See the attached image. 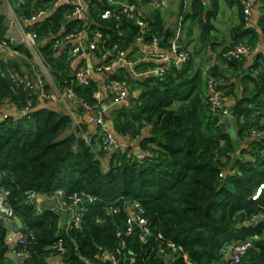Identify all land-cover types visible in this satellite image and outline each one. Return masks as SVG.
Segmentation results:
<instances>
[{"label":"trees","instance_id":"trees-1","mask_svg":"<svg viewBox=\"0 0 264 264\" xmlns=\"http://www.w3.org/2000/svg\"><path fill=\"white\" fill-rule=\"evenodd\" d=\"M126 1L128 11L110 0H90V22L71 19L77 6L56 5L57 0H28L15 12L20 20H32L53 7L49 16L29 27L37 33L38 51L58 89L71 88L99 107L98 83L91 79L80 84L67 56H57L53 44L87 31V43L95 42L94 51L101 57L128 52L141 37L146 44L156 41L171 50L178 23L166 26L160 8L140 13L149 0ZM226 1L237 7L239 18L230 29L231 44L217 50L212 32L220 0H179L177 19L196 24L199 42L217 53L206 72L196 66V51L164 76L137 82L123 69L112 75L117 82L126 81L133 94L142 89L134 95V108L119 109L113 121L122 136L138 137L150 128L142 141L149 155L140 158L120 148L109 159L107 171L101 161L106 151L84 136L86 129L76 126L66 112L38 108V91L29 94L17 88L11 73L29 74L18 61L0 59V107H30L23 117L0 118V186L10 192L8 200L21 230L33 235L14 248L15 253L27 254L23 264H50L54 255L65 264H112L100 258L102 251L116 252L118 264H223L233 245L255 236L242 264H264V193L252 200L264 181V52L247 68L246 57L227 55L237 44L254 49L264 42V0H258L261 16L254 29L246 28L245 0ZM107 10L110 16L103 18ZM9 28L6 15L0 13V41ZM43 40L48 42L42 45ZM12 47L33 57L26 44ZM209 77L215 79L224 102L234 100L229 107L231 126L211 107ZM45 89L51 90L49 84ZM253 130L260 136L254 137ZM28 190L46 198L59 190L66 197L84 193L80 224L62 221V211L54 206L26 204ZM90 196L96 200L90 201ZM135 201L143 208L148 233L133 219ZM5 223L0 224V264H13ZM59 239L62 251L53 247Z\"/></svg>","mask_w":264,"mask_h":264},{"label":"crops","instance_id":"crops-1","mask_svg":"<svg viewBox=\"0 0 264 264\" xmlns=\"http://www.w3.org/2000/svg\"><path fill=\"white\" fill-rule=\"evenodd\" d=\"M27 1L28 0H3L0 7V13L6 15L7 20L10 24L8 35L13 38V45L24 44L22 42V31L24 29L29 30V27L37 20H39H20L17 17L15 11L18 10L22 5L26 4ZM110 1L118 6L129 5V2H127L126 0ZM165 1L166 5L163 8L155 7L150 4V1H148V3L141 5L139 11L140 13H146L152 11L154 8H160L163 11V17L166 26H174L176 23H178V26L176 25L177 34L176 40H174V42L178 43L180 45V48L187 52L194 53L197 51L198 54L195 55L196 66H202V68L206 72V70L209 69L211 64H213L215 59L217 58V53L212 49L211 46H205L199 42L200 30L196 24L192 25V21L190 19L184 20L182 22L181 20L177 19L179 0ZM68 2L82 8L84 17L83 19L87 20V22H90V19H88V14L91 10L90 0H68ZM245 2H249L252 4V15L253 20L256 24L261 16L258 0H245ZM52 10L53 7L48 9L46 14H48L49 16L52 13ZM11 11H13V13ZM238 18L237 7L231 6L226 0H220L219 10L216 14V17H214L213 19V23L216 29L212 32V36L214 37L213 41L215 44H218L216 47L217 50L220 49L222 45L231 44L232 38L230 29L238 22ZM71 19L78 18L76 16H72ZM87 40L88 32L85 31L83 33H80L77 37H73L72 35H70L66 41H60L62 42L60 46L56 48L53 46V48L56 50L57 56H67V60L69 61L71 66L72 75L76 76V73L86 65L90 66L94 70L92 79H94L98 83L99 87L96 98L99 101V107L103 110L107 119L108 129L116 135L124 148L130 149L131 152H133L136 156L143 158L149 155V152L145 151L142 148V141L144 138L148 137L150 128L144 129L142 135L138 137H131L129 135L122 136L116 131L113 117L119 109L123 108V105L116 100L119 87L118 82L113 79L112 75H114L118 69H123L125 71L124 73H127L133 80L139 82L149 77L158 76L157 69L166 61L164 59L165 57L171 61L177 62V65L179 63L183 64V62L177 61V55L171 50L160 48L159 45L146 44L144 42L138 41L130 51L125 52V55L120 58L118 64L111 71H97V67L102 65L105 62V59L101 57L96 51L89 48V45L91 43L88 44ZM46 42H48V40H43L41 44L45 45ZM79 42H83L85 44V50L82 54L74 57L70 54L71 49ZM38 49L39 48L37 45L36 51L39 56H33L31 59L27 58L23 53L18 52L13 47L9 50L0 49V57L8 56L9 60L13 59L18 61L23 72L29 74V76L36 82H43L44 84H49L52 89H58L53 80L51 68L49 67L48 63L44 62ZM259 52H264L263 39L260 43ZM258 53H252L248 57H246V68L250 67L254 63V60L257 57ZM137 91H139V93L136 96ZM141 92V88H136L134 90V95L138 97ZM224 103L225 106L229 108L231 105H233L234 100L229 99ZM38 108H50L56 111L66 112L70 115L76 126H83L86 129V131L84 132V136L89 139H94L96 149H100L98 129L92 123L91 115L81 109L75 102L71 100L57 102L40 98ZM19 112L20 111L17 110L14 105L6 103L0 107V118L3 119L7 115L13 116L15 119H17ZM242 146L245 147V145ZM101 161L104 171H107L109 168V159L106 157V155H102ZM49 199H52V203L54 204H51L49 202ZM38 202L39 204L45 203L47 205L54 206L59 210H62V208H64V210L66 209V207H63L62 205L63 197L60 196L58 192L56 195L50 198H46L41 195L38 199ZM64 212L67 213V211ZM66 220L68 221V215ZM5 224L7 226L6 238H13V241L7 240L9 246H11V243H15V241L18 239L19 230L23 232L21 230L22 224L17 217L14 219L6 220ZM8 256L12 259L13 264L23 263L24 257L15 253L14 249H10ZM49 263L65 264L61 256L59 255L50 257Z\"/></svg>","mask_w":264,"mask_h":264},{"label":"built area","instance_id":"built-area-1","mask_svg":"<svg viewBox=\"0 0 264 264\" xmlns=\"http://www.w3.org/2000/svg\"><path fill=\"white\" fill-rule=\"evenodd\" d=\"M3 0H0V7ZM150 4L155 7H165L166 1L165 0H149ZM68 2V0H57L55 3L56 5L59 3H65ZM124 10L128 11L129 6L125 5ZM13 13V11H11ZM47 11H40L36 17L33 18V20L40 19L44 17ZM245 20H246V28L248 29H254L256 24L253 20L252 15V4L247 2L245 5ZM72 16H76L78 19H83V10L80 7H76L75 10L72 13ZM110 16V11L107 10L102 17L107 18ZM140 25H144L143 22L140 21ZM37 33L34 30H26L24 29L22 31V42L29 46L31 49L33 56L38 57V53L36 51L37 46ZM138 41L143 42V38H139ZM13 43V38L11 36H7L5 39L0 41V49H11ZM62 44L60 41H56L54 43V47H58ZM153 44L157 45V42L155 41ZM260 44H258L254 49H250L246 44L240 43L237 44L235 47L230 49L227 53L230 57L235 58H242V57H248L252 53H258L259 52ZM89 48L91 50H95L97 48V44L95 42L91 43L89 45ZM85 50V44L83 42L77 43L74 47L71 49V55L76 57L80 54H82ZM171 51L174 52L177 55V61L185 62L188 61L191 56L190 53L182 50L180 48V45L176 42L173 43ZM125 55V52H118V53H109L106 55H103V58L105 59V62L97 67V71H111L119 62L120 58ZM1 61L3 63L9 62L8 56H2L0 57ZM166 61L161 64L158 67L157 74L159 76H164L167 73L171 71L173 66L177 63L174 61H171L164 58ZM1 67V65H0ZM94 70L90 66H84L81 70H79L76 73V79L80 84H88L89 81L92 79ZM12 77L13 80L17 86V88L22 89L25 92H28L29 94H32L35 91H38V98L41 99H48L51 101H57V102H64L66 100H71L75 102L81 109L88 112L91 115L92 123L97 127L98 134H99V142L101 148H103L106 151V157L108 159H111L113 155H115L120 148H124L122 144L120 143L119 139L116 137V135L110 131L107 127V119L105 117V114L103 110L98 107L95 104H92L88 102L84 97L77 94L73 89L69 88L66 90H58V89H52L46 90L45 84L43 82H36L34 79L30 78L29 76L20 73L19 71H12ZM118 92L116 96V100L119 101L123 107L127 109H133L135 106V100H134V94L132 93V90L130 89V86L126 81L118 82ZM206 87L208 92V98L211 103V107L214 110H217L219 114L224 116H232L231 111L228 107L225 106L223 93L221 90H219L216 87L215 79L213 77H209L206 80ZM30 110V107L27 106L23 108L20 112L27 113ZM7 117V115L5 116ZM4 117V118H5ZM252 135L254 137H259L260 133L256 130H253ZM125 150L128 148H124ZM9 191L0 186V224L8 219H14L16 218L13 208L11 207L8 195ZM59 195L62 196L63 202L62 205V212L67 211L68 214V222L74 223L76 225H79L83 216V212L85 211V207L83 205V202L86 201L85 197L86 195L84 193H73L66 197V193L63 190L58 191ZM264 193V181L259 184V186L256 188V190L252 194V200L257 201L259 200ZM40 194H38L34 190H28L26 192V204H38V208H40L38 199L40 198ZM90 201L96 200V197L90 196ZM133 207L136 210V213H133V219L137 222L139 226L142 227V230L144 233L149 232V226L148 221L142 217L143 214V208L141 207L140 203L138 201H135L133 203ZM263 217V216H262ZM128 233L132 232V226L128 228ZM120 235V234H119ZM33 235L30 233H23L19 230L18 239L15 241V243H11L10 248L14 249L17 245L26 244L27 241L32 238ZM253 238H248L245 241H242L240 243H237L232 246L231 251L229 252V257L226 262L223 264H242V259L249 250V248L252 245ZM13 238L7 239L8 241H13ZM173 246V245H172ZM55 249L62 251L63 250V240L59 239L55 245L53 246ZM174 247V246H173ZM20 256L24 257L23 263L25 259L28 258L27 254L24 252L17 253ZM100 258L104 260L110 261L112 264H118V258L116 252H109V251H102L100 253ZM22 263V264H23Z\"/></svg>","mask_w":264,"mask_h":264},{"label":"water","instance_id":"water-1","mask_svg":"<svg viewBox=\"0 0 264 264\" xmlns=\"http://www.w3.org/2000/svg\"><path fill=\"white\" fill-rule=\"evenodd\" d=\"M47 16H48V14L45 15L44 18L47 17ZM181 65H182V63H179V64H178V66H181ZM138 93H139V91L136 92V96H137ZM23 116H25V113H23V112H19L18 117H23ZM224 120H225V122H226L229 126H231L232 122H231V117H230V116H225V117H224ZM67 215H68V214H67L66 212H62V221H66V219H67ZM23 232L26 233L27 230L24 229ZM78 255H79V254H78ZM79 256H80V255H79Z\"/></svg>","mask_w":264,"mask_h":264},{"label":"rangeland","instance_id":"rangeland-1","mask_svg":"<svg viewBox=\"0 0 264 264\" xmlns=\"http://www.w3.org/2000/svg\"><path fill=\"white\" fill-rule=\"evenodd\" d=\"M52 201H53L52 199H49V202H50L51 204H54V203H52Z\"/></svg>","mask_w":264,"mask_h":264}]
</instances>
